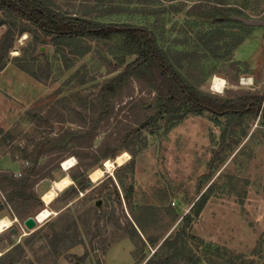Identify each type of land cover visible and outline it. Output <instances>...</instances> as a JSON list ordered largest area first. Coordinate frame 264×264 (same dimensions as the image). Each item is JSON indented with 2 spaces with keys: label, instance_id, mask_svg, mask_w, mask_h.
<instances>
[{
  "label": "rangeland",
  "instance_id": "rangeland-1",
  "mask_svg": "<svg viewBox=\"0 0 264 264\" xmlns=\"http://www.w3.org/2000/svg\"><path fill=\"white\" fill-rule=\"evenodd\" d=\"M45 1L64 14L148 28L172 59L181 63L188 80L202 90L218 93L212 89L216 76L226 80L225 89H249L239 80L252 76L256 88L264 91V27H253L244 42L233 48L244 32L226 24L222 27L227 36L209 44L206 51L199 46L200 34L217 26L199 25L198 18L185 11L195 3L212 7L221 0ZM222 1L226 7L264 19V0ZM3 31L1 27L0 37ZM32 41L29 32L18 37L0 72V171L14 174L28 166L22 158L25 146L32 148L51 130L57 135L79 128L78 116L91 115L101 83L136 59L123 58L120 38L73 43L56 53L51 38L45 37L43 53L35 54L37 63L43 64L42 70L35 68L44 77L39 81L14 60L32 48ZM82 45L88 49L84 54ZM237 55L252 62L238 60ZM252 65L254 73H247ZM142 85L137 80L128 83L124 99L116 104L110 123L100 126L94 143L99 146L125 127L138 129L129 150L123 151L130 154L126 164L115 165L97 182L89 170L88 187L76 197L50 205L43 193L56 180L70 176L77 157H66L74 159L67 171L64 160L51 176L32 177L31 189L41 196L44 208L54 212L33 229L24 226L25 219L44 208L19 199L8 203L0 187V219L19 221L0 231V262L13 257L15 264H146L160 255L168 257L167 264H193V257L200 264H264V125L259 116L234 126L223 143V126L207 112L187 114L175 126L167 118L151 121L145 110L155 93ZM33 114L44 115L45 121L39 123ZM14 154L18 158L13 159ZM204 193L208 199L197 214L193 207ZM169 237L177 244L161 248Z\"/></svg>",
  "mask_w": 264,
  "mask_h": 264
},
{
  "label": "trees",
  "instance_id": "trees-1",
  "mask_svg": "<svg viewBox=\"0 0 264 264\" xmlns=\"http://www.w3.org/2000/svg\"><path fill=\"white\" fill-rule=\"evenodd\" d=\"M185 13L190 17H197L199 25L212 22L217 26L216 30L200 34L199 46L202 51H206L209 44L219 42L228 35L222 27L226 24L231 23L244 32L243 37L233 45V48L241 45L254 27L235 18L248 17L245 11L226 7L222 0L212 7L203 2L195 3ZM1 27H4V31L0 37V72L6 67L7 58L14 48L16 39L29 32L33 38L30 45L32 48L25 49L23 55L15 57V65L39 81H42L44 77L39 75L35 68L38 66L39 70H42L43 64L41 61L37 63L35 54L37 51L43 53L42 45L46 43L45 37L51 38L53 46L56 47V53L64 51L73 43L110 41L120 38L123 58L125 59L126 55L136 57L120 73L101 83V88L96 93V101L93 102L91 115L87 117L80 113V117L78 116L76 122L79 128L65 129L57 135L51 130L46 137L34 143L32 148L24 147L22 158L29 164L25 166L22 176L17 178L12 172L0 171V187L6 192L8 203H14L15 199H19L21 202H32L40 210L43 209L44 203L41 196L35 189H31L34 188L32 184L35 182L32 177L44 179L51 176L55 169L60 168V162L64 161L68 155L76 156L78 159V162L71 167L73 171L70 173L75 184L58 195L54 201L76 197L78 192L88 187L90 183L89 170L102 167L106 160L115 159L124 150H129L131 140L139 132L134 127L115 131L109 137H105L97 147L94 143L100 126L110 123L116 104L122 102L126 95L124 89L132 80L143 84L142 88H149V93H155L154 101L145 110V113L150 114L151 121L167 118L172 126H175L187 114L203 115L207 112L214 116L219 125L223 126V143L227 142L229 131L234 126L241 125L248 117L259 116L260 125H264L263 90L258 87L225 89L223 93L202 90L188 80L180 68L181 63L177 60L175 62L169 52L159 45L155 34L144 26L106 24L84 16L64 14L51 7L45 0H0ZM82 48L81 54H84L88 49L86 45H82ZM239 64L241 62L235 63V65ZM245 64L249 66L248 63ZM50 68L48 64L47 78L51 72ZM249 72L251 71L248 69L247 73ZM33 115L39 123L45 121L44 115ZM138 122L134 121L135 124ZM244 134L246 135L245 131ZM132 154L136 156L135 152ZM16 158L18 155L14 154L13 159ZM43 158L45 161L42 162ZM207 199V193H204L194 205L193 211L199 214ZM2 209L3 205L0 203V211ZM190 217L188 215L186 219L189 220ZM136 221L140 228L144 229L141 222L137 219ZM149 241L154 243L152 239ZM176 241L169 237L164 240L161 248L177 244ZM1 260V264H15L16 261L13 257L9 260ZM192 260L193 264H200L199 258L193 257ZM168 262L167 256L158 255L148 260L146 264H167Z\"/></svg>",
  "mask_w": 264,
  "mask_h": 264
},
{
  "label": "bare ground",
  "instance_id": "bare-ground-1",
  "mask_svg": "<svg viewBox=\"0 0 264 264\" xmlns=\"http://www.w3.org/2000/svg\"><path fill=\"white\" fill-rule=\"evenodd\" d=\"M226 80L224 78H220L216 76L212 83V89L215 92L222 93L226 87ZM130 159V154L125 151L119 154L115 161L107 160L103 167H99L94 169L91 172V179L93 182H97L101 179V177L105 176V173L111 169L115 165L123 166L126 164ZM74 159H67L63 162V170L67 171L73 166ZM73 181L69 175H65L62 178L56 180L53 183V186L43 193L42 197L46 205H50L55 198L60 195L61 192L68 189L72 185ZM54 212L51 211L49 208H44L41 212H39L36 216V220L38 223H43L46 219H48ZM13 225V221L9 218H1L0 219V231H4L7 228Z\"/></svg>",
  "mask_w": 264,
  "mask_h": 264
},
{
  "label": "water",
  "instance_id": "water-1",
  "mask_svg": "<svg viewBox=\"0 0 264 264\" xmlns=\"http://www.w3.org/2000/svg\"><path fill=\"white\" fill-rule=\"evenodd\" d=\"M236 19L244 22L245 24L249 25V26H261V27H264V19L262 18H249V17H243V16H237L235 17ZM97 205L99 206L100 205V201L97 202ZM37 216H30L28 218L25 219L24 221V226L27 228V229H33L37 226V220H36ZM14 232H17L16 229H12ZM80 264V263H78Z\"/></svg>",
  "mask_w": 264,
  "mask_h": 264
},
{
  "label": "built area",
  "instance_id": "built-area-1",
  "mask_svg": "<svg viewBox=\"0 0 264 264\" xmlns=\"http://www.w3.org/2000/svg\"><path fill=\"white\" fill-rule=\"evenodd\" d=\"M245 11V10H244ZM246 14L248 15V17H252V18H261L262 15H251L249 14L247 11H245ZM239 84L242 86V87H246V88H254L256 87L255 86V81H254V77H247V76H244V77H240V80H239ZM213 86V85H212ZM26 164H29L28 161H25ZM16 176L20 177L22 176V172L21 171H18L15 173ZM15 222H19L17 219H15V221H13V223Z\"/></svg>",
  "mask_w": 264,
  "mask_h": 264
},
{
  "label": "crops",
  "instance_id": "crops-1",
  "mask_svg": "<svg viewBox=\"0 0 264 264\" xmlns=\"http://www.w3.org/2000/svg\"><path fill=\"white\" fill-rule=\"evenodd\" d=\"M239 51H241V48H240V50H237V52H239ZM237 58H238V60H248L250 63L252 62V59H250V58H248V57H240L239 55H237ZM250 70H251V72H249V73H254V67H253V65H252V67L250 68Z\"/></svg>",
  "mask_w": 264,
  "mask_h": 264
}]
</instances>
